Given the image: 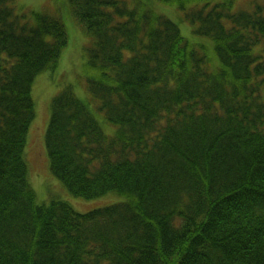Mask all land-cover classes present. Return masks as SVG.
Instances as JSON below:
<instances>
[{
  "label": "trees",
  "instance_id": "16d2710c",
  "mask_svg": "<svg viewBox=\"0 0 264 264\" xmlns=\"http://www.w3.org/2000/svg\"><path fill=\"white\" fill-rule=\"evenodd\" d=\"M160 1L214 45L144 0H70L93 42L89 96L53 98L50 168L75 196L126 197L79 213L37 202L26 157L33 82L57 67L66 25L0 0V264H264V4Z\"/></svg>",
  "mask_w": 264,
  "mask_h": 264
},
{
  "label": "rangeland",
  "instance_id": "374dc122",
  "mask_svg": "<svg viewBox=\"0 0 264 264\" xmlns=\"http://www.w3.org/2000/svg\"><path fill=\"white\" fill-rule=\"evenodd\" d=\"M126 1V0H124ZM130 6L142 0H127ZM145 10H152L158 14H165L179 24L184 36L189 41H206L209 47L214 42L207 37L196 35L194 25L187 21L183 11L175 3H166L160 0H144ZM212 4L224 0H200ZM234 9L252 10L256 4H264V0H234ZM196 3H201L196 1ZM17 14H27L26 17L34 22V12L49 11L63 20L67 29L68 45L63 50L60 61L53 72L44 71L37 75L32 86V96L35 103L36 119L29 134L26 157L30 167V181L36 193L37 202L49 204L52 200L69 202L77 212L86 213L97 208L121 203L126 197L110 192L104 196L86 199L72 194L63 181L56 176L49 163V156L45 144V136L51 119L52 100L66 86L71 85L79 98L89 96L87 88L88 68L87 49L92 46V37L76 19L70 0H14L12 5ZM190 41V42H191ZM206 53L212 58V67L218 60L213 56L212 50L207 48ZM92 110L108 134L115 133V126L108 123L99 112L97 104L92 102Z\"/></svg>",
  "mask_w": 264,
  "mask_h": 264
}]
</instances>
